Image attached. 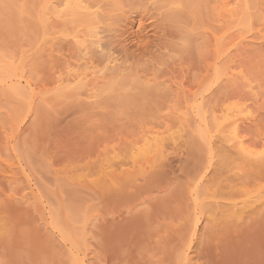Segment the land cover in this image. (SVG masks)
<instances>
[{
	"label": "rangeland",
	"instance_id": "obj_1",
	"mask_svg": "<svg viewBox=\"0 0 264 264\" xmlns=\"http://www.w3.org/2000/svg\"><path fill=\"white\" fill-rule=\"evenodd\" d=\"M107 2L94 27L0 0V264H264V0H186L203 49L162 72L151 6ZM109 51L160 92L97 102ZM78 73L88 91L70 94Z\"/></svg>",
	"mask_w": 264,
	"mask_h": 264
},
{
	"label": "clouds",
	"instance_id": "obj_2",
	"mask_svg": "<svg viewBox=\"0 0 264 264\" xmlns=\"http://www.w3.org/2000/svg\"><path fill=\"white\" fill-rule=\"evenodd\" d=\"M155 13L152 17L156 21L159 32L163 33V39L155 40L151 47L156 55L149 61L148 66L157 72L165 71L172 65L181 63L193 52L199 54L204 45L203 38L195 26L194 18L189 13L194 7L186 0H144L143 4L125 8H143L145 11ZM113 28L111 30L117 29ZM99 43H94L92 48H98ZM133 61L116 58L111 51L107 53V60L96 68L99 76L98 87L94 92L97 102L114 98L117 102L121 92L131 90L136 85L145 90L157 89L158 82L146 83L143 79L135 77L131 73ZM81 92H87V82H81Z\"/></svg>",
	"mask_w": 264,
	"mask_h": 264
},
{
	"label": "bare ground",
	"instance_id": "obj_3",
	"mask_svg": "<svg viewBox=\"0 0 264 264\" xmlns=\"http://www.w3.org/2000/svg\"><path fill=\"white\" fill-rule=\"evenodd\" d=\"M107 1H109V0H48V2L50 3V5H47L46 7H49L50 10H49V9L47 10L46 8H45V9L48 11V13H49V11H50V12H52L53 14H56L55 17H54V15H53L52 17L49 16V17H51V20H54L55 18H57V19L59 18V21L61 20V23H63V22H64L63 20L68 21V19L66 18V19H67V20H66V19H63L62 17H64V16H65V17H66V16H69L70 18H69V17H68V18H69L70 20H73V19H74V20H80V21H82V22L87 23L88 25H93L94 27H97L98 24H103V22L109 20L110 17H111V16H110L111 14H110V15L108 14L109 12L106 13L107 10H110V7H111V6H108V2H107ZM138 2H140V1H138ZM45 3H46V2H45ZM45 3H44V4H45ZM140 4H141V3H140ZM108 8H109V9H108ZM110 12H111V11H110ZM48 13H46V15H48ZM49 15H50V13H49ZM57 16H58V17H57ZM109 16H110V17H109ZM46 17H47V16H46ZM60 18H61V19H60ZM71 18H72V19H71ZM111 18H112V17H111ZM57 19H56V21H58ZM62 19H63V20H62ZM48 20L50 21V19H46V20H45V21H47L46 24L48 23ZM45 21H44V22H45ZM56 21H55V23H56V25H57L58 22H56ZM62 21H63V22H62ZM46 24H44V27H45V28H46V26H45ZM63 24H64V23H63ZM63 24H62V25H63ZM54 25H55V24H54ZM54 25H51V26H54ZM56 25H55V27H56ZM58 25H59V23H58ZM62 25H60V26H62ZM95 25H97V26H95ZM60 26H57L56 28H58V27H60ZM63 26H64V25H63ZM98 27H99V26H98ZM47 28H49V27H47ZM51 28H52V27H51ZM56 28H53V29H56ZM50 30H51V29H50ZM61 30H62L61 28H58L57 30H55V33L59 32V31H61ZM51 33H52V32H51ZM64 34H65V33H64ZM84 34H85V33H84ZM98 34H99V33H98ZM58 35H60V34L58 33ZM65 35H66V34H65ZM75 35H76V34H75ZM78 35H79V34H78ZM86 35H87V34H86ZM101 35H102V34H101ZM56 36H57V35H56ZM73 36H74V35H73ZM94 36H96V35H94ZM75 37H76V36H75ZM77 38H78V37H77ZM60 39H61V38H60ZM62 39H63V38H62ZM79 39H80V38H79ZM96 39H97V38H96ZM99 39H102V38L99 37ZM51 40H52V39H51ZM75 40H76V39H75ZM74 42H75V41H74ZM99 42H100L99 40H96V43H99ZM79 43H80V40H77V44H79ZM81 43H82V41H81ZM81 43L79 44V46L81 45ZM87 43H88V42H87ZM91 43H93V42H91ZM91 43H90V44H91ZM94 43H95V42H94ZM83 44L85 45V42H84ZM91 45H93V44H91ZM103 45H104V44H103ZM103 45H102V46H103ZM102 46H101V44L99 43V47H98V48L101 49V48H103ZM104 47H105V46H104ZM103 50H104V49H103ZM88 51H90V50H88ZM75 52H76V51H75ZM96 52H97V51H96ZM102 52H103V51H102ZM86 53H87V52H86ZM86 53H85V54H86ZM88 53L90 54V52H88ZM85 54H83V55H85ZM92 55H94V53H93ZM90 56H91V54H90ZM95 56H96V55H95ZM93 57H94V56H93ZM93 57L91 56V58H93ZM94 70H95V69H94ZM80 74L82 75V73H80ZM83 74H84V72H83ZM73 75L75 76V74H73ZM78 75H79V73H78ZM78 75H76V78H79V77H77ZM74 76H73V77H74ZM79 76H80V75H79ZM86 76H87V75H86ZM61 78H63V77H61ZM70 78H72V77H70ZM79 79H81V76H80ZM84 79H85V78H84ZM60 80H61V79H60ZM77 80H78V79H77ZM66 81L69 82V81H71V80L68 79V80H66ZM79 81H80V82H83L82 79L79 80ZM62 82H64V81H62ZM80 82L77 83V84H75L76 87H75V85L73 86L75 89H73V87H72V89H71V87H70L69 90H68V88H67V90H66L65 88H66L67 85L64 84V83H62V84H63L62 86H64V88H63V87L61 88V86L58 85V87L56 88V90H58L59 93L62 92L61 95L65 92V93L63 94V95H65L68 91H69V92H70V91L72 92L73 90L75 91L76 89H79V87L81 86V85H80V84H81ZM69 84H70V83H69ZM77 85H79L78 88H77ZM59 87H60V88H59ZM67 87H68V86H67ZM131 88H132V87H131ZM171 88H172V87H171ZM51 90H53V88H52ZM51 90H48L47 92H51ZM56 90H54V92H52V93L55 94V93H56ZM61 90H62V91H61ZM65 90H66L67 92H66ZM79 90H80V89H79ZM155 90L157 91V89H155ZM165 90L168 91L169 94H171V93H170L171 89H170V91H169L168 88H165ZM165 90H164V91H165ZM42 91H43V90H42ZM42 91H41V92H42ZM58 91H57V93H56L57 96L59 95V94H58ZM74 91H73V92H74ZM145 91H146V90H145ZM158 91H159V90H158ZM45 92H46V91H45ZM73 92L70 93V94H73ZM77 92H78V90H77ZM77 92H76V93H77ZM93 92H94V91H93ZM159 92H160V91H159ZM76 93H75V94H76ZM141 93H143V92H141ZM152 93H153V92H152ZM156 93H157V92H156ZM172 93H173V92H172ZM42 94H44V93H42ZM68 94H69V93H68ZM78 94H79V92H78ZM139 94H140V93H139ZM146 94H147V93H146ZM146 94H145V95H146ZM157 94H158V93H157ZM66 95H67V94H66ZM66 95H65V96H66ZM122 95H123V94H122ZM124 95H125V94H124ZM131 95H133V94H131ZM131 95H129V96H131ZM145 95L140 94L141 97H142V96H145ZM147 95H148V94H147ZM147 95H146V96H147ZM154 95H155V94H154ZM159 95H160V94H159ZM172 95H173V94H172ZM53 96H54V95H53ZM73 96H74V95H73ZM73 96H72V97H73ZM75 96H77V95H75ZM86 96H88V94H87ZM89 96H90V95H89ZM92 96H93V93H92ZM92 96H91V97H92ZM133 96H135V95H133ZM146 96H145V98H146ZM165 96H166V95H164V96H163L164 98H163L162 95H161V97H159V98L157 97V98H158L160 101L163 100V99H164V100H167V97H165ZM68 97H71V95H68ZM91 97H89V98H91ZM127 97H128V96H127ZM141 97H138V98L140 99ZM52 98H53V97H52ZM59 98H60V97H59ZM62 98H64V96H63ZM134 98H136V96H135ZM134 98H133V99H134ZM157 98H156V97L154 98V99H156V100H155L156 102H157V100H158ZM160 98H161V99H160ZM65 99H66V98H65ZM85 99H86V98H85ZM129 99H130V98H129ZM131 99H132V98H131ZM139 99H135V100L139 101ZM142 99H143V98H142ZM149 99L151 100V98H149ZM149 99H148V100H149ZM168 99H170V97H169ZM62 100H63V99H62ZM77 100H78V99H77ZM77 100H76V101H77ZM83 100H84V99H83ZM135 100H134V101H135ZM148 100H147V101H148ZM152 100H153V99H152ZM164 100L161 101V102L158 101L159 104H160V107H162V106L164 105V104H163V103L165 102ZM78 101H79V100H78ZM90 101H92V100H90ZM127 101H128V100H127ZM129 101H131V100H129ZM137 101H136V102H130V103H137ZM143 101H144V102H143ZM153 101H154V100H153ZM153 101H152V103H153ZM79 102H80V101H79ZM79 102H78V103H79ZM88 102H89V101H86V103L89 104V105L94 103V102H92V103H88ZM101 102H102V101H101ZM101 102H100V104H102ZM139 102H140V104H141V101H139ZM142 102H143V104H144V103H148V102H146V100H142ZM149 102H151V101H149ZM158 102H157V104H158ZM78 103H76V107H77ZM81 103H82V102H80V104H81ZM96 103H97V102H96ZM96 103H94V105L96 106V109L98 108V111H99V108H100V107H98V105H97ZM130 103H128V104H130ZM152 103H151V104H152ZM154 103H155V102H154ZM154 103H153V104H154ZM161 103H162V104H161ZM80 104H79V105H80ZM82 104H83V103H82ZM82 104H81V105H82ZM100 104H99V105H100ZM143 104H142V105H143ZM151 104L148 103L147 105H151ZM81 105H80V106H81ZM94 105H91V106H89V107H91L92 110H94V109H95V108H94ZM137 105H138V103L136 104V106H137ZM144 105H145V104H144ZM147 105H146V106H147ZM161 105H162V106H161ZM80 106H79V107H80ZM82 106H83V105H82ZM92 106H93V107H92ZM100 106H101L102 108L104 107V106H102V105H100ZM139 106H140V105H139ZM146 106H144V107L146 108ZM85 107H86V106H84V108H85ZM144 107H143V109H144ZM152 107H153V105H152ZM154 107H155V106H154ZM154 107H153V108H154ZM156 107H157V106H156ZM156 107L154 108V111L156 110V112H157V110H158L157 108H158L159 106H158L157 108H156ZM160 107H159V108H160ZM82 108H83V107H82ZM82 108L80 107V108H78V109L81 110L82 113H84V112H83L84 110H83ZM93 108H94V109H93ZM86 109H88V111H89V112H88V115H89V116H91L89 113H91L92 115H94L93 113H95V112L97 113L96 109H95V112H93V113H92V111L90 110V108L87 107ZM103 109H104V108H103ZM143 109H142V110H143ZM86 111H87V110H86ZM86 111H85V112H86ZM90 111H91V112H90ZM100 111H101V110H100ZM100 111H99V112H100ZM143 111H144V110H143ZM154 111H152V112H154ZM156 112H154V113H156ZM158 112H159V111H158ZM100 113H103V112L101 111ZM104 113H106V111H105ZM85 115L88 116L87 113H85ZM85 115H82V116H85ZM95 115H96V114H95ZM100 115H103V114H100ZM104 115H107V114H104ZM97 116H99V115L97 114ZM102 117H103V116H102ZM83 119H84V118H83ZM85 120H87V119H85ZM85 120H84V122H83V120H80V121L84 124V123H86ZM88 120H89V119H88ZM87 122H88V121H87ZM232 122H234V124H235V121H232ZM78 126H80V127H79L80 130L77 128L78 133H79V131H81V130H82V133H83V132H84V131H83V127L86 126V125H82V126H83V127H82V126H81V123H80V125H78ZM237 126H238V125H236L235 127H233V129H232V130H233L232 134L234 135L235 138H240V137H239L240 135L238 134V131H237ZM99 127H100V125L98 126V129H99L100 132H101V127H102V126H101L100 128H99ZM84 128H86V127H84ZM87 128H88V127H87ZM85 130L88 131L87 129H85ZM99 130H98V132H99ZM107 130H108V129H107ZM100 132H99L100 135H99V134H96V135H99V137H100L101 135H103V134H101ZM105 132H106V130H105ZM78 133H77V134H78ZM89 133H90V132H88V134H89ZM88 134H87V135H88ZM104 134H105V133H104ZM106 134H108V133H106ZM232 134H231V135H232ZM79 135H81V133H79ZM83 135H85V134L83 133L82 136H83ZM89 135H90V134H89ZM238 135H239V136H238ZM83 137H84V136H83ZM86 137H87V136L84 137L85 140H83V139L81 140V141H85V142H84L85 144L87 143L88 138H90V137L92 138V136H88L87 140H86ZM231 137H232V136H231ZM234 137H233V138H234ZM155 138H156V139H154V141H150V142H152V143H150V142H148V143L153 144V145L155 146L156 149H160V150H161V148H163V146H164L163 140L157 138V136H156ZM92 139H93V138H92ZM92 139H91V140H92ZM103 139H105V138H103ZM94 140H95V139H94ZM151 140H152V139H151ZM232 140H233V139H232ZM81 141H80L79 143H82ZM100 141H101V139H100ZM230 141H231V140H229V142H230ZM89 142H91V141H89ZM94 142H95V141H94ZM98 142H99V141H98ZM234 142H235V141H234ZM238 142H239V141H238ZM76 143H78V141H76ZM79 143H78V144H79ZM84 143H83V144H84ZM85 144H84V146H85ZM94 144H95V143H94ZM97 144H98V143H96V145H97ZM243 144H244V142L240 141V148H239V149H242V150L244 151V153H245L246 150H248V151L246 152V153H248V152L250 151V149L247 148L246 146L244 147ZM74 145H77V144L74 143ZM81 145H82V144H81ZM87 145L89 146V143L86 144V146H87ZM91 145H92V144H91ZM91 145H90V147H91ZM96 145H92V146H96ZM82 146H83V145H82ZM82 146H81V147H82ZM151 146H152V145H151ZM234 146H235V145H234ZM74 147H75V146H74ZM77 147H79V145H77L76 148H77ZM82 148H83V147H82ZM82 148H81L80 150H82ZM87 148H88V147H87ZM92 148H93V147H92ZM96 148H97V146H96ZM74 149H75V148H74ZM77 149H78V148H77ZM84 149H86V147H85ZM75 150H76V149H75ZM80 150H79V151H80ZM90 150L93 151V150H95V148H94L93 150H92V149H90ZM76 151H77V150H76ZM87 151H88V149H86L84 152H87ZM91 151H90V152H91ZM251 151H252V149H251ZM254 151H255V150H254ZM82 152H83V151H82ZM252 152H253V151H252ZM252 152H251V153H252ZM87 153H89V151H88ZM259 153H260V152H259ZM255 154H257V153H255ZM249 155H250V154H249ZM253 155H254V154H253ZM262 155H264V154H262ZM262 155H261V153H260V155H259V156H260V159L263 158V157H261ZM257 158H258V157H257ZM260 159L257 160V161L259 162V164H258V163H257V164L260 165V164L262 163L260 166H261V167L263 166V169H264V164H263V163H264V162H263L264 160L262 159V160H263V161H262V160H260ZM255 161H256V160H255ZM260 161H262V162H260ZM254 163H256V162H254Z\"/></svg>",
	"mask_w": 264,
	"mask_h": 264
}]
</instances>
